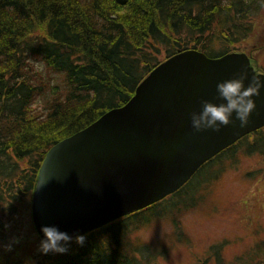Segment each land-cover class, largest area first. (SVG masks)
<instances>
[{
  "label": "trees",
  "instance_id": "1",
  "mask_svg": "<svg viewBox=\"0 0 264 264\" xmlns=\"http://www.w3.org/2000/svg\"><path fill=\"white\" fill-rule=\"evenodd\" d=\"M263 13L264 0H0V220L9 223L33 197L54 145L127 104L179 51L210 58L235 53L259 34ZM239 154L264 159V128L205 163L171 196L84 234L83 246L74 236L66 254L39 253L34 264H157L170 249L134 232L172 218L176 241H190L182 213L200 206ZM7 234L0 226V242L8 243ZM255 249L250 264L264 254V241ZM18 257H0V264H31ZM216 257L225 263L222 253ZM247 261L239 256L233 263Z\"/></svg>",
  "mask_w": 264,
  "mask_h": 264
},
{
  "label": "water",
  "instance_id": "2",
  "mask_svg": "<svg viewBox=\"0 0 264 264\" xmlns=\"http://www.w3.org/2000/svg\"><path fill=\"white\" fill-rule=\"evenodd\" d=\"M247 71L245 86L264 74L245 53L210 58L179 51L156 67L122 107L54 145L46 154L32 200V218L69 236L84 235L178 191L208 161L264 128V88L253 97L250 122L219 133H195L190 113L215 104L216 85Z\"/></svg>",
  "mask_w": 264,
  "mask_h": 264
},
{
  "label": "rangeland",
  "instance_id": "3",
  "mask_svg": "<svg viewBox=\"0 0 264 264\" xmlns=\"http://www.w3.org/2000/svg\"><path fill=\"white\" fill-rule=\"evenodd\" d=\"M255 23L259 25L260 20ZM237 47L235 53L244 52L251 56L264 74V22L259 34ZM41 106L39 99L36 107ZM237 158L233 165L227 162L224 174L205 193L200 206L182 213L181 223L190 241H176L172 218L156 219L134 232L136 239L146 243L162 241L170 249L168 255L161 257L157 264H220L216 257L220 253L225 262L223 264H234L239 256L248 260L244 264L251 263V256L258 251L255 246L264 241V159L243 154ZM32 198L24 199L17 215L9 222L11 228L8 229L7 238L10 241L17 237L20 243L14 245L11 252L0 250L2 260L19 252L17 260L35 263L41 238L33 224ZM1 237H4V233H1ZM214 246L218 247L211 250ZM252 250L253 254L250 252ZM256 257L258 259L252 264H264V254Z\"/></svg>",
  "mask_w": 264,
  "mask_h": 264
},
{
  "label": "clouds",
  "instance_id": "4",
  "mask_svg": "<svg viewBox=\"0 0 264 264\" xmlns=\"http://www.w3.org/2000/svg\"><path fill=\"white\" fill-rule=\"evenodd\" d=\"M248 79L247 71L234 74L233 78L218 82L216 85V99L222 101L215 104L209 100H201V111L190 113L191 127L195 133L208 130L219 133L223 127L235 123L232 119L240 122V127H245L250 122V116L256 111V103L253 97L260 96L261 88H264V81L255 75L245 86ZM0 226L4 230L10 229L11 224L0 220ZM43 239L39 241L37 251L42 255L66 254L73 237L66 232L60 231L56 226H43L41 228ZM86 236L76 235L75 243L83 246ZM20 243V239L13 237L8 243L0 242V250L11 252L13 246Z\"/></svg>",
  "mask_w": 264,
  "mask_h": 264
},
{
  "label": "bare ground",
  "instance_id": "5",
  "mask_svg": "<svg viewBox=\"0 0 264 264\" xmlns=\"http://www.w3.org/2000/svg\"><path fill=\"white\" fill-rule=\"evenodd\" d=\"M189 50H192V49H189ZM193 50H194V49H193ZM251 64H252V66L255 65V63H252V62H251ZM131 98H132V97H131ZM123 106H124V105H123ZM196 173H197V172H196ZM189 182H190V181H189ZM170 196H171V195H170ZM136 212H137V211H136Z\"/></svg>",
  "mask_w": 264,
  "mask_h": 264
}]
</instances>
